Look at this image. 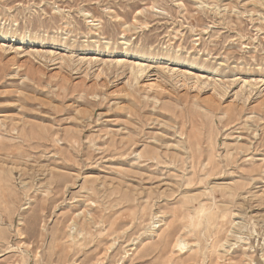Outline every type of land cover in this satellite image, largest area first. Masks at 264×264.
<instances>
[{"label": "rangeland", "instance_id": "374dc122", "mask_svg": "<svg viewBox=\"0 0 264 264\" xmlns=\"http://www.w3.org/2000/svg\"><path fill=\"white\" fill-rule=\"evenodd\" d=\"M0 264H264V0H0Z\"/></svg>", "mask_w": 264, "mask_h": 264}, {"label": "bare ground", "instance_id": "6f19581e", "mask_svg": "<svg viewBox=\"0 0 264 264\" xmlns=\"http://www.w3.org/2000/svg\"><path fill=\"white\" fill-rule=\"evenodd\" d=\"M140 72H144V69H141V71Z\"/></svg>", "mask_w": 264, "mask_h": 264}]
</instances>
